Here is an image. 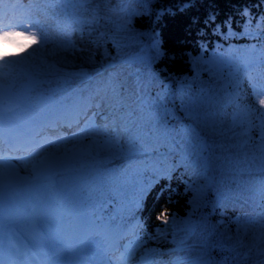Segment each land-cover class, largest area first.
I'll return each instance as SVG.
<instances>
[{
  "label": "trees",
  "instance_id": "trees-1",
  "mask_svg": "<svg viewBox=\"0 0 264 264\" xmlns=\"http://www.w3.org/2000/svg\"><path fill=\"white\" fill-rule=\"evenodd\" d=\"M64 2L66 9L57 0H28L24 7L50 43L31 66L0 61L6 89L38 78L28 92L36 110L50 89L47 108L70 105L90 117L48 147L85 151L62 170L68 189L59 196L93 197L120 177L121 201L142 213L123 264L145 251L154 264L206 262V239L216 264H262L264 114L255 111L252 85H264V0ZM139 51L150 53L149 63L117 62ZM116 100L135 109L142 132L135 141L120 136L118 149L97 151L108 140L103 132ZM122 211L128 219L109 198L91 210L110 224Z\"/></svg>",
  "mask_w": 264,
  "mask_h": 264
},
{
  "label": "snow or ice",
  "instance_id": "snow-or-ice-1",
  "mask_svg": "<svg viewBox=\"0 0 264 264\" xmlns=\"http://www.w3.org/2000/svg\"><path fill=\"white\" fill-rule=\"evenodd\" d=\"M28 0H0V61L9 60L13 66H31V62L36 58L38 53H41L50 43L47 33L44 32L41 24L37 20H32L31 8H25L24 4ZM66 2H81L87 3L88 0H66ZM28 21H32L29 23ZM32 29H37L34 31ZM39 32V34H38ZM41 40L43 42H41ZM20 41H30L29 44H22ZM18 45L19 50L13 47ZM33 45L39 47L33 49L28 55L21 60H11L14 56H22ZM7 49V50H4ZM62 51H67V48L62 47ZM3 80V72L0 71V81ZM253 97H258L254 103L258 104L255 111L264 114V85H252ZM3 104V85L0 83V105ZM128 109L125 111V109ZM252 108H248L247 112L251 113ZM3 109L0 107V139L3 136ZM135 109L130 105H125L119 100H116L113 107V115L110 123L105 128L103 135L108 137V140L95 145L97 151H104L111 148L113 150L119 148V137L124 136L135 141L139 138L142 129L138 121L134 118ZM137 133V135H132ZM39 178V176H37ZM148 191V187L141 189V197ZM161 219L167 220V217L162 213ZM264 256V253H261ZM0 264H5L3 258H0ZM264 264V261H262Z\"/></svg>",
  "mask_w": 264,
  "mask_h": 264
},
{
  "label": "rangeland",
  "instance_id": "rangeland-1",
  "mask_svg": "<svg viewBox=\"0 0 264 264\" xmlns=\"http://www.w3.org/2000/svg\"><path fill=\"white\" fill-rule=\"evenodd\" d=\"M53 116V113H49L38 119V121L52 118ZM78 153L79 151L77 150L69 154V156H77ZM23 159L25 160L20 163L19 158L11 159L7 158L5 155H0V187H3L0 188V196H2L3 201L13 204V207L10 209L15 211L20 210L21 213L30 214L28 218L20 219V221H25V228L35 230L36 233L37 225L43 222L42 219H46L52 220L54 223L57 222L56 228H59L61 233L66 224L61 220L59 208L55 207L47 198L39 202L31 201L29 199L30 194L25 191V186L23 184L19 185L23 183L24 180H30L36 177V175H30L32 170H36L38 174H41L40 176H48L59 160L48 157L47 163L44 164L38 163V161L34 163L29 157ZM28 166H30V170L27 171ZM16 174L19 175V177L16 176ZM32 204H34V208L31 207ZM38 215H41L42 219L37 218ZM74 227L75 228L72 230L66 227L65 233H63L69 241H73L78 236L83 235L84 231H88L90 225L86 220L80 219L76 222ZM104 247H106L105 244Z\"/></svg>",
  "mask_w": 264,
  "mask_h": 264
},
{
  "label": "bare ground",
  "instance_id": "bare-ground-1",
  "mask_svg": "<svg viewBox=\"0 0 264 264\" xmlns=\"http://www.w3.org/2000/svg\"><path fill=\"white\" fill-rule=\"evenodd\" d=\"M39 132H40V126H35L33 129H30L29 126L27 128L23 126H19L18 129L16 130V133L13 134L12 143L7 146H4L3 148H1L0 151L6 153L7 155H9V157H15L16 155H19L18 148L16 147H18L19 144H21L23 141H27L32 147H36L38 145L37 136ZM21 227L22 225H19V228ZM29 234L31 235V232H29ZM16 235H19V233H16ZM84 254L85 253H82L81 255Z\"/></svg>",
  "mask_w": 264,
  "mask_h": 264
},
{
  "label": "water",
  "instance_id": "water-1",
  "mask_svg": "<svg viewBox=\"0 0 264 264\" xmlns=\"http://www.w3.org/2000/svg\"><path fill=\"white\" fill-rule=\"evenodd\" d=\"M208 264H216V258L213 255L210 256Z\"/></svg>",
  "mask_w": 264,
  "mask_h": 264
},
{
  "label": "clouds",
  "instance_id": "clouds-1",
  "mask_svg": "<svg viewBox=\"0 0 264 264\" xmlns=\"http://www.w3.org/2000/svg\"><path fill=\"white\" fill-rule=\"evenodd\" d=\"M4 50H7V49H4Z\"/></svg>",
  "mask_w": 264,
  "mask_h": 264
}]
</instances>
